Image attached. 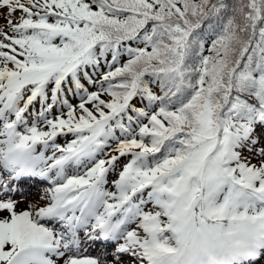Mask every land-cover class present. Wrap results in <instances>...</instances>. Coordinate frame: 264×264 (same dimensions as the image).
<instances>
[{"label":"snow or ice","instance_id":"obj_1","mask_svg":"<svg viewBox=\"0 0 264 264\" xmlns=\"http://www.w3.org/2000/svg\"><path fill=\"white\" fill-rule=\"evenodd\" d=\"M0 264H264V0H0Z\"/></svg>","mask_w":264,"mask_h":264},{"label":"rangeland","instance_id":"obj_2","mask_svg":"<svg viewBox=\"0 0 264 264\" xmlns=\"http://www.w3.org/2000/svg\"><path fill=\"white\" fill-rule=\"evenodd\" d=\"M70 99H71V97H70ZM113 178H114V177H111V176H110V177H109V180L111 181V179H113ZM28 199H29V200H35L36 197H35V196H34V197L32 196V197H29ZM25 204H26V201H25V202H22V203L20 204V207L23 208V207L25 206Z\"/></svg>","mask_w":264,"mask_h":264}]
</instances>
